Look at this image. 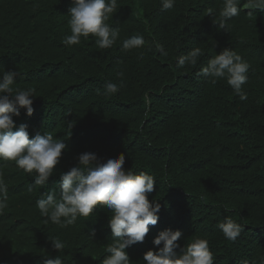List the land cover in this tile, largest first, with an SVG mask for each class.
Returning a JSON list of instances; mask_svg holds the SVG:
<instances>
[{
	"label": "trees",
	"instance_id": "16d2710c",
	"mask_svg": "<svg viewBox=\"0 0 264 264\" xmlns=\"http://www.w3.org/2000/svg\"><path fill=\"white\" fill-rule=\"evenodd\" d=\"M117 2L108 23L120 29L119 38L99 49L91 36L79 45L62 43L71 34V0H0V70L19 73L14 89H35L34 112L29 117L21 110L16 128L26 124L30 138L50 132L67 145L43 187L34 184V174L0 160L8 189L0 211V264H44L58 255L64 264H101L109 255L106 207L66 228L36 207L49 190L59 196L60 174L85 152L101 161L124 153L125 170L156 180L148 198L160 204L159 220L142 243L126 249L133 264H144V254L157 250L153 240L167 229L181 231V248L207 239L214 264H264V12L241 0L240 15L224 30L213 24L222 0H176L168 11L161 0ZM133 35L145 46L122 51ZM196 47L203 52L197 64L176 68L177 58ZM225 48L250 64L244 101L226 80L213 85L197 75ZM121 80L116 94H104L107 82L119 86ZM225 218L244 228L235 242L217 227ZM50 237L65 248L55 250Z\"/></svg>",
	"mask_w": 264,
	"mask_h": 264
},
{
	"label": "clouds",
	"instance_id": "9594fccd",
	"mask_svg": "<svg viewBox=\"0 0 264 264\" xmlns=\"http://www.w3.org/2000/svg\"><path fill=\"white\" fill-rule=\"evenodd\" d=\"M68 26L70 35H66L62 43L65 46L79 45L81 38H95L99 49L111 48L118 40L120 29L108 23L118 8L117 0H71ZM162 10L175 7L176 0H161ZM241 0H222V6L213 20L219 29H227L226 22L240 15ZM246 6L264 12V0H247ZM213 16V9H208ZM145 46L142 36L133 35L122 42V51L140 49ZM155 50L167 55L164 46L155 43ZM151 51V48L149 49ZM203 55L201 48L192 49L187 55L177 58L176 68L185 65L195 66ZM144 53H139L143 59ZM250 64L236 51L225 48L214 55L203 67L198 76L206 78L215 85L218 80H226L234 94L241 101L247 99L243 85L247 83ZM18 72L0 70V160L11 161L28 174H34V184L45 186L49 178L55 175L54 169L60 163L62 153L67 149L63 139L54 138L50 132L35 134L30 138L26 124L16 128L14 117H20L21 110L27 116L34 112V88H15L14 79ZM123 77V72L118 73ZM123 86V80L105 84V95L116 94ZM73 126L69 123V129ZM13 128H16L13 131ZM69 132V136H70ZM78 164L67 172L60 174L59 196L55 190H49L36 201L41 216L47 217L53 224L66 228L74 225L78 217L93 216L97 206L106 207L111 216L108 227L112 241L105 251L109 254L101 264H133L126 249L136 243H142L149 232V225L155 226L159 220L161 206L158 202H150L149 194L154 191L155 178L146 172L134 173L125 170L126 155L120 153L115 158L101 161L92 152L78 156ZM33 189L30 186L28 191ZM8 189L0 171V211L7 207ZM217 227L225 239L235 242L244 231L241 224L231 218H225ZM182 233L179 230L167 229L153 240L156 251L149 250L143 256L144 264H214L213 253L207 239L194 238L181 248L178 241ZM88 239L93 240L95 231L90 230ZM49 240L58 252L65 248L59 237ZM162 245V246H161ZM179 249V252L177 251ZM44 264H64L58 255L45 258Z\"/></svg>",
	"mask_w": 264,
	"mask_h": 264
}]
</instances>
